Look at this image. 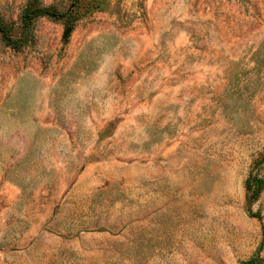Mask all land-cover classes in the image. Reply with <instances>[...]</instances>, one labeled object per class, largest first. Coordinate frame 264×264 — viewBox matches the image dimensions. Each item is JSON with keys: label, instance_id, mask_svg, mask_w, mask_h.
<instances>
[{"label": "rangeland", "instance_id": "1", "mask_svg": "<svg viewBox=\"0 0 264 264\" xmlns=\"http://www.w3.org/2000/svg\"><path fill=\"white\" fill-rule=\"evenodd\" d=\"M28 3L66 17L0 39V264L264 259V0Z\"/></svg>", "mask_w": 264, "mask_h": 264}, {"label": "trees", "instance_id": "2", "mask_svg": "<svg viewBox=\"0 0 264 264\" xmlns=\"http://www.w3.org/2000/svg\"><path fill=\"white\" fill-rule=\"evenodd\" d=\"M51 17L55 19H62L66 17L64 13H60L49 6H38L34 3H28L23 9L20 16L19 35L16 36L13 28L5 23L0 16V39L6 44L14 48H18L26 41L31 33L33 20L37 17ZM68 21V20H66ZM245 188L250 201H254L259 196L264 188V180L256 176H249L245 181ZM241 264H264V259L257 253L253 254Z\"/></svg>", "mask_w": 264, "mask_h": 264}]
</instances>
